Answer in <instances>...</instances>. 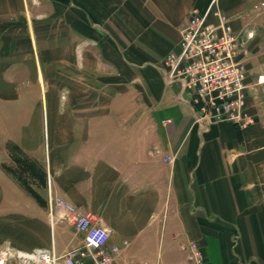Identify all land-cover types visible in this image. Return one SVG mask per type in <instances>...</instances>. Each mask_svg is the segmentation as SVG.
<instances>
[{
	"label": "crops",
	"instance_id": "obj_1",
	"mask_svg": "<svg viewBox=\"0 0 264 264\" xmlns=\"http://www.w3.org/2000/svg\"><path fill=\"white\" fill-rule=\"evenodd\" d=\"M261 3L0 0V218L44 219L64 254L84 236L51 226L60 197L110 230L121 264H190L191 242L208 264H264V88L247 99V128L205 126L165 78L190 12L225 14L264 70ZM25 159L43 173L42 208Z\"/></svg>",
	"mask_w": 264,
	"mask_h": 264
},
{
	"label": "built area",
	"instance_id": "obj_2",
	"mask_svg": "<svg viewBox=\"0 0 264 264\" xmlns=\"http://www.w3.org/2000/svg\"><path fill=\"white\" fill-rule=\"evenodd\" d=\"M263 6L258 4L255 9ZM214 17L216 21L211 22L206 15L189 13L180 28V51L166 56L165 78L178 86L179 99L192 107L200 125L226 120L247 128L254 122L247 99L255 89L264 88V70L252 67L251 52L233 30L230 18L221 11H215ZM247 39L254 40L255 33L248 32ZM169 160L171 156L166 158ZM48 209L52 227L58 221L65 223L83 234V243L64 254H58L54 244L31 251L1 249L0 264H121V246L109 245L110 230L99 226L94 216L81 213L60 197L50 196ZM123 245L128 242L124 240ZM189 251L190 264H208L198 243L191 242Z\"/></svg>",
	"mask_w": 264,
	"mask_h": 264
},
{
	"label": "rangeland",
	"instance_id": "obj_3",
	"mask_svg": "<svg viewBox=\"0 0 264 264\" xmlns=\"http://www.w3.org/2000/svg\"><path fill=\"white\" fill-rule=\"evenodd\" d=\"M10 155L14 162L10 163L8 173L17 178V157L14 149L10 146ZM27 171L25 173L26 190L30 198L35 200L41 208L44 202L39 193V183L42 182L43 173L41 169L34 165L33 161L25 159ZM42 214V213H39ZM52 240V230L46 221L40 217L26 219L11 216L9 218H0V250L5 248H22L31 251L38 247H44L46 242ZM46 247V246H45ZM7 264H17L15 261H9Z\"/></svg>",
	"mask_w": 264,
	"mask_h": 264
}]
</instances>
